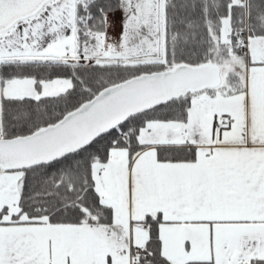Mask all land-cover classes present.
I'll use <instances>...</instances> for the list:
<instances>
[{
    "label": "snow or ice",
    "instance_id": "1",
    "mask_svg": "<svg viewBox=\"0 0 264 264\" xmlns=\"http://www.w3.org/2000/svg\"><path fill=\"white\" fill-rule=\"evenodd\" d=\"M0 264H264V0H0Z\"/></svg>",
    "mask_w": 264,
    "mask_h": 264
}]
</instances>
